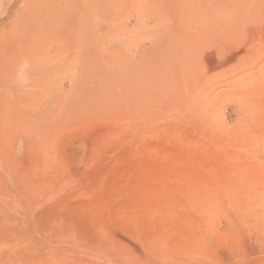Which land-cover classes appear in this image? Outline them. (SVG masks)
Returning a JSON list of instances; mask_svg holds the SVG:
<instances>
[{
    "label": "rangeland",
    "instance_id": "rangeland-1",
    "mask_svg": "<svg viewBox=\"0 0 264 264\" xmlns=\"http://www.w3.org/2000/svg\"><path fill=\"white\" fill-rule=\"evenodd\" d=\"M0 264H264V0H0Z\"/></svg>",
    "mask_w": 264,
    "mask_h": 264
}]
</instances>
